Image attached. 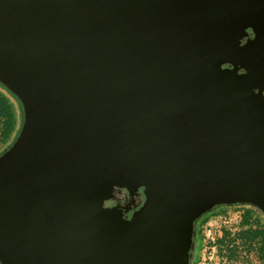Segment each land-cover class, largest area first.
<instances>
[{
  "label": "water",
  "instance_id": "water-1",
  "mask_svg": "<svg viewBox=\"0 0 264 264\" xmlns=\"http://www.w3.org/2000/svg\"><path fill=\"white\" fill-rule=\"evenodd\" d=\"M260 4L0 0V83L22 105L0 156L3 264H188L213 206L264 211V115L250 88L214 95L211 120L195 105L234 79L211 59L246 27L262 31V13L257 28L229 21ZM115 184L153 189L129 223L102 208Z\"/></svg>",
  "mask_w": 264,
  "mask_h": 264
},
{
  "label": "flooded vegetation",
  "instance_id": "flooded-vegetation-1",
  "mask_svg": "<svg viewBox=\"0 0 264 264\" xmlns=\"http://www.w3.org/2000/svg\"><path fill=\"white\" fill-rule=\"evenodd\" d=\"M172 11L173 12H171V14L169 15L180 14V13H177V11L175 10H172ZM189 12L193 13L190 10ZM259 13L264 14V5L262 4L249 9V12H246L245 15L243 12H240L234 15L232 18H229V21L235 22L238 20H244L247 17L252 16L253 19L252 18L250 19L249 24L257 28L256 18ZM233 30L237 31V28H234ZM234 39L232 40L233 42L232 41L228 42V45L225 48L226 57L222 61H219V60L215 61L214 58L211 59V67L217 68L218 71L223 74L232 75L234 79H231L230 81L228 80L226 82V86L228 88H223L222 91H219L214 88L216 91L214 90L211 93L204 92L205 94L202 93L203 94L202 96L201 95L195 96L197 97V101L195 102V105L201 104L203 106L202 111L199 112L196 110L199 114L198 118L200 120L213 119L212 117L208 115V112L210 110V103L214 95L223 97L221 95V92H225L227 90H232L234 92L240 93V88H247V87L250 88L248 89L249 91L247 92V98L249 99L250 104L254 106L257 110H259V112L262 115H264V28L262 29L261 32L258 33L254 30V28H252L251 26H248L244 29V32L241 36H237L236 34L234 36ZM183 45L184 44H182V46ZM194 50H196V48ZM219 54L222 58L225 56L224 53H219ZM193 64L195 63L192 61L189 69L193 67ZM212 70L213 69L211 68L210 73L213 72ZM201 99H204V100H201ZM239 100L240 99L235 98L234 101L231 100V103L235 104V102ZM188 111L190 112L191 110H188ZM188 111L187 112L185 111L186 114L181 123V127H182L181 139L182 140L184 139V133H186L185 130H183V128L185 127L187 123V118H188L187 116L190 114L188 113ZM250 116L251 115L248 116L249 119L247 120L251 119ZM18 134L14 137L12 142H9L6 146H4L2 151L0 150L1 151L0 156L6 151V149L9 146L13 144ZM216 139L219 141L218 138ZM209 155H208V158H210ZM210 164L211 165L208 166V171H209V174L211 175L212 170L214 169V166L211 162ZM235 189L236 188H231L230 189L231 191L224 189L223 191L232 192ZM151 190H153L152 187L131 188V187H128L127 185L115 184L113 185L110 197L107 198L103 202L102 208L108 211H112L116 215V218L121 220L122 222L129 223L132 220H134L136 214L139 211H141L142 209H146L148 207V199H149ZM158 197L160 198L161 194H159ZM193 251H194V248L191 247L189 249V254L193 253ZM0 264H3L1 260H0ZM188 264H189V261H188Z\"/></svg>",
  "mask_w": 264,
  "mask_h": 264
},
{
  "label": "rangeland",
  "instance_id": "rangeland-1",
  "mask_svg": "<svg viewBox=\"0 0 264 264\" xmlns=\"http://www.w3.org/2000/svg\"><path fill=\"white\" fill-rule=\"evenodd\" d=\"M11 104V117L9 122V132L0 140V148H4L9 142H12L18 132V115L16 112V103L12 101ZM11 130V131H10ZM242 206H229L225 213L211 214L209 219L199 225L196 241L193 239V253L190 254L189 264H264V260L259 258L255 247L245 253L244 249H239L236 257L229 260L225 257L226 253L219 252L220 245L218 239L223 231L228 230L232 234L237 232L242 227L241 214L246 208L247 203H234ZM231 205V204H229ZM255 206V205H254ZM258 212L264 211L255 206ZM260 210V211H259ZM261 218V215L256 211L254 212ZM254 216V215H253ZM255 219L251 223L262 226L260 221ZM264 223V221L262 220ZM245 228V227H244ZM194 238V237H193Z\"/></svg>",
  "mask_w": 264,
  "mask_h": 264
},
{
  "label": "trees",
  "instance_id": "trees-1",
  "mask_svg": "<svg viewBox=\"0 0 264 264\" xmlns=\"http://www.w3.org/2000/svg\"><path fill=\"white\" fill-rule=\"evenodd\" d=\"M12 101L16 103V112L18 115V132L21 128L22 122V107L19 99L13 94L9 89L0 83V140L8 135L9 132V122L11 117V104ZM11 131V130H10ZM18 132L16 134H18ZM10 145V144H9ZM8 145V146H9ZM6 146V145H5ZM7 146V147H8ZM6 147V148H7ZM5 148V149H6ZM2 151L3 148H0ZM0 151V152H1ZM229 206H242L240 204H219L213 206L210 210L203 213L196 221L195 224V234L194 241H196L198 229L200 224H204L211 214L225 213ZM257 208L253 205L247 204L246 208L242 211L241 221L242 227L235 233H231L228 230L223 231L222 235L218 239L219 252L226 253L225 257L229 260H233L236 257V253L239 249H244L245 253H249L253 247L257 251L259 258L264 260V213L262 211L258 212ZM261 215V218L257 216L256 213ZM254 215V216H253ZM261 220L262 226L251 223V220L255 219ZM256 219V221H258ZM245 227V228H244Z\"/></svg>",
  "mask_w": 264,
  "mask_h": 264
}]
</instances>
